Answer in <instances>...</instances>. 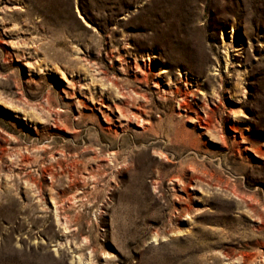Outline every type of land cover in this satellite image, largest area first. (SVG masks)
Wrapping results in <instances>:
<instances>
[{
    "label": "rangeland",
    "instance_id": "rangeland-1",
    "mask_svg": "<svg viewBox=\"0 0 264 264\" xmlns=\"http://www.w3.org/2000/svg\"><path fill=\"white\" fill-rule=\"evenodd\" d=\"M0 264H264V0H0Z\"/></svg>",
    "mask_w": 264,
    "mask_h": 264
}]
</instances>
